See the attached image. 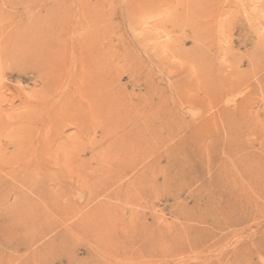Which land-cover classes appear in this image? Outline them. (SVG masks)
Wrapping results in <instances>:
<instances>
[{
    "label": "rangeland",
    "instance_id": "374dc122",
    "mask_svg": "<svg viewBox=\"0 0 264 264\" xmlns=\"http://www.w3.org/2000/svg\"><path fill=\"white\" fill-rule=\"evenodd\" d=\"M263 2L0 0V264H264V184L233 179L264 156Z\"/></svg>",
    "mask_w": 264,
    "mask_h": 264
},
{
    "label": "bare ground",
    "instance_id": "6f19581e",
    "mask_svg": "<svg viewBox=\"0 0 264 264\" xmlns=\"http://www.w3.org/2000/svg\"><path fill=\"white\" fill-rule=\"evenodd\" d=\"M264 1V0H263ZM263 4H264V2H263ZM51 13V12H50ZM63 15V14H62ZM69 15V14H68ZM62 19V18H61ZM60 19V20H61ZM58 23V22H57ZM53 25V27H54V23L52 24ZM25 29H26V32L25 33H30V32H32L31 34L33 35L31 38L30 37H24V35H18L17 37H15V39H16V41H17V44L15 45L16 46V51H30L31 53H33L36 57H37V59H38V64L39 65H41L42 66V68L44 69V71H45V73H47V77L48 76H53V79H52V83L50 84H48V88H51V87H53V86H55L56 85V83L58 84V82H59V78H61V74L63 73H61V65L62 64H60V62H61V57H63L60 53L59 54H57L55 51H57V49L55 48L54 49V44H53V35H55V34H51V33H48V34H44V32L42 31V28H40L39 26H37V27H32V28H30V27H25ZM44 30V29H43ZM56 30V29H55ZM57 30H58V28H57ZM50 31V30H49ZM42 34H44V35H42ZM52 37V38H51ZM80 38V37H79ZM82 38V37H81ZM53 42H52V41ZM81 45V44H80ZM92 45V46H91ZM91 45L90 46H88V49L90 48V47H92V48H95L94 46H93V43L91 42ZM23 47H25L27 50H24V48ZM82 48V47H81ZM84 49H87V48H84ZM82 50V49H81ZM95 50V49H94ZM54 51V52H53ZM84 51V50H83ZM89 51V50H88ZM61 52V51H60ZM81 52V51H80ZM79 52V53H80ZM89 52H91V51H89ZM93 52V51H92ZM82 53V52H81ZM95 53V52H94ZM93 54V53H92ZM96 55V54H95ZM87 56V55H86ZM86 56H85V58H86ZM82 57V56H81ZM89 57V56H88ZM93 57V56H92ZM91 58V57H90ZM95 59H97V61H98V58H95ZM105 59V58H104ZM89 61H90V59H88ZM107 60V59H106ZM83 61V60H82ZM85 61V60H84ZM89 61L88 62H86L87 64L89 63ZM94 61V60H93ZM91 62H92V60H91ZM81 63V62H80ZM92 63H94V62H92ZM96 63H98V62H96ZM103 63V62H102ZM76 64V63H75ZM82 64V66H81V71L80 72H78V73H76V74H74V76H73V79H74V85H75V87H74V89H75V91L77 92L78 90L80 91V94H84V95H86L87 97L88 96H90L91 98L93 97L94 98V100H97V99H100V94H101V92H99V90H101L102 91V89H98V85H90V86H88V87H86L85 85H86V82H84L83 80V78H85V81H86V76L84 77V76H82V75H84L85 73H88V72H85V65L83 64V63H81ZM86 64V65H87ZM98 65H100L99 63H98ZM101 66V65H100ZM90 68H91V66H90ZM97 68V67H96ZM90 70V69H89ZM94 70V69H93ZM101 70V69H100ZM104 70V69H103ZM103 70H101V72H103ZM96 71H97V69H96ZM95 71V72H96ZM98 72V71H97ZM110 72V71H109ZM99 74V73H98ZM98 74L97 73H94V72H92V71H90V73H89V75H88V78H89V80L90 81H92L93 83H94V81H96V80H98L97 79V77H98ZM103 74V73H102ZM100 75V74H99ZM106 75H108V74H106ZM101 76V75H100ZM99 76V77H100ZM81 77H83L82 79H81ZM101 77H103V76H101ZM106 77V76H105ZM104 77V78H105ZM112 78V77H111ZM110 78V79H111ZM81 79V80H80ZM47 80H48V78H47ZM88 80V81H89ZM101 80H103L102 82H105L106 81V79L104 80L103 78L101 79ZM101 80L99 79V82H101ZM45 81V80H44ZM82 81L84 82V84L85 85H83L82 84ZM89 81V82H90ZM92 82H90L91 84H92ZM97 82V81H96ZM99 82H97L98 84H99ZM96 83V84H97ZM88 84V83H87ZM105 84V83H104ZM100 85H103L102 83L100 84ZM97 86V87H96ZM104 86V85H103ZM101 88V87H100ZM107 89H109L108 87H107ZM105 91V90H104ZM108 91V92H107ZM106 92L107 93H109V90H107ZM103 92V91H102ZM111 92V91H110ZM92 93H94V95L92 94ZM124 93H126V92H124ZM123 93V94H124ZM103 94V93H102ZM101 94V95H102ZM140 94V93H139ZM108 95V94H107ZM109 96V95H108ZM112 96V95H111ZM80 97H81V95H80ZM113 97H115V96H112V98ZM86 98V97H85ZM110 98V97H109ZM82 99V98H81ZM104 99V98H103ZM106 99H107V97L105 98V105L107 106V102L109 101V100H107L106 101ZM111 99V98H110ZM125 99V98H124ZM137 99H139V98H137ZM86 100V99H85ZM83 101V100H82ZM92 101H93V99H92ZM92 101H91V103H92ZM111 101V100H110ZM118 101V100H117ZM94 102V101H93ZM96 102V104L97 105H99V103L97 102V101H95ZM88 103H90V102H88ZM103 103V102H102ZM100 105H101V103H100ZM103 105V104H102ZM101 105V108L103 107L104 108V106H102ZM133 105V104H132ZM139 105V104H138ZM105 106V107H106ZM110 106H112V105H110ZM83 107V106H82ZM91 107V106H90ZM97 107V106H96ZM100 106H98V108H99ZM128 107V106H127ZM94 108V107H93ZM90 109V108H89ZM106 110H107V107L105 108ZM92 110H96V109H92ZM99 110V109H98ZM87 112H88V110H86ZM89 111H91V110H89ZM103 111H105V110H103ZM102 110H101V112H103ZM95 114H96V112L95 111H93ZM92 113V112H91ZM94 113H92V114H90V115H93ZM101 114V113H100ZM106 114H107V112H106ZM108 114H109V111H108ZM95 117H97V114L95 115ZM125 119V118H124ZM126 120V119H125ZM125 124V123H124ZM141 126V125H140ZM49 140V139H48ZM136 147H137V145H136ZM127 148V147H126ZM251 158L253 159V162L250 164V165H248V164H245V162H244V160H243V156L241 155V156H238V157H236V158H234V162H235V164H236V172H234V174H233V176H235V177H233V179L235 180L237 177H243L244 179H248L249 181H251V183L252 182H254V184H256V186L258 185V187H260L261 188V186H263V182H264V156H262V155H258V154H255V153H252L251 155ZM234 164V165H235ZM232 172V171H231ZM233 173V172H232ZM230 172H229V169L227 168V169H221V170H219V172L217 173V175H218V177H219V179L220 178H226L227 180L230 178V181L232 180V178H231V176H230ZM40 175V174H39ZM42 175V174H41ZM232 175V174H231ZM44 176H45V174H44ZM229 177V178H228ZM42 178V177H41ZM44 178V177H43ZM243 180V179H242ZM248 180H247V182H248ZM236 181V180H235ZM39 183V182H38ZM252 185H253V183H252ZM35 187V186H34ZM253 187V186H252ZM30 188H33V186H30ZM37 188V187H36ZM38 188H40V187H38ZM41 189V188H40ZM40 189H38V190H40ZM50 189V188H49ZM53 189V188H52ZM256 189H257V187H256ZM47 190V189H46ZM34 191V190H33ZM41 191V190H40ZM40 191H37L39 194L38 195H40L41 193H40ZM63 191V190H62ZM65 192V191H64ZM47 193V192H46ZM44 194V193H43ZM42 194V195H43ZM51 194H53V193H51ZM50 194V195H51ZM56 194V193H55ZM36 195V194H35ZM59 195H60V193H59ZM58 195V196H59ZM64 195V194H63ZM56 196V195H55ZM60 196H62V194L60 195ZM59 196V197H60ZM42 197V196H41ZM40 197V198H41ZM47 197V196H46ZM48 198V197H47ZM45 199V198H44ZM67 198H65V200H66ZM64 200V199H63ZM69 200V199H68ZM43 201V200H42ZM45 201V200H44ZM46 202V201H45ZM52 202V201H51ZM70 202V201H69ZM36 203H38L37 201H36ZM59 204V203H58ZM66 204V203H65ZM28 205H31V204H29L28 203ZM52 205H53V203H52ZM51 205V206H52ZM62 206H64L63 204H61ZM70 205H71V202H70ZM74 205H76V204H74ZM73 205V206H74ZM57 206V205H56ZM61 206V207H62ZM72 206V207H73ZM13 207V206H12ZM15 207V206H14ZM63 208V207H62ZM67 208V207H66ZM60 211H61V209H60ZM68 211H69V209H68ZM73 212V211H72ZM61 213V212H60ZM75 213V212H74ZM64 214H66L65 213V211H64ZM72 215V214H71ZM35 216V215H34ZM66 216V215H65ZM64 216V217H65ZM68 218V217H67ZM35 219V218H34ZM64 219H66V218H64ZM32 221H33V219H32ZM32 221H31V223H32ZM83 223V222H82ZM87 223V222H86ZM79 224H80V222H79ZM84 224V223H83ZM86 225V224H85ZM93 225V224H92ZM78 226V225H77ZM76 226V227H77ZM96 226V225H95ZM99 226V225H98ZM28 227H30V226H28ZM70 227V226H69ZM72 227V226H71ZM31 228V227H30ZM46 228V227H45ZM52 228V227H51ZM98 228V227H97ZM29 229V228H28ZM49 229V228H48ZM70 229V228H69ZM72 229H74V230H76V228L74 227V228H72ZM86 228H84V230H85ZM88 229V228H87ZM96 229V228H95ZM47 230V229H46ZM50 230V229H49ZM65 230V229H64ZM73 231V230H72ZM80 231V230H79ZM31 232V231H30ZM34 232V231H33ZM81 232V231H80ZM84 232V231H83ZM90 232V231H89ZM94 232H95V230H94ZM38 233V232H37ZM47 233V232H46ZM71 233V232H70ZM74 233H75V231H74ZM82 233V232H81ZM98 233V232H97ZM36 234V233H35ZM67 234H68V232H67ZM92 234V233H91ZM30 235V234H29ZM34 235V234H33ZM41 235V234H40ZM39 235V236H40ZM43 235V234H42ZM43 237V236H42ZM66 237V236H65ZM38 238V237H37ZM40 238V237H39ZM98 238V237H97ZM96 238V239H97ZM32 239H34V238H32ZM31 239V240H32ZM99 239V238H98ZM100 239H101V237H100ZM66 240V239H65ZM62 241V240H61ZM28 243V242H27ZM30 243V242H29ZM27 244H25V246H26ZM29 245V244H28Z\"/></svg>",
    "mask_w": 264,
    "mask_h": 264
}]
</instances>
